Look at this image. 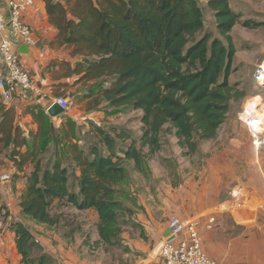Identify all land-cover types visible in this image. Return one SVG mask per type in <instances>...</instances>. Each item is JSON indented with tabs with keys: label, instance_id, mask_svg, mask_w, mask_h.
I'll return each instance as SVG.
<instances>
[{
	"label": "trees",
	"instance_id": "16d2710c",
	"mask_svg": "<svg viewBox=\"0 0 264 264\" xmlns=\"http://www.w3.org/2000/svg\"><path fill=\"white\" fill-rule=\"evenodd\" d=\"M44 2L57 29V42L70 48L77 59L70 71L76 76L74 85L82 87L79 99L86 100L87 110L101 103L114 113L123 108L138 110L141 126L135 137L123 127L90 124V134L81 132L92 141L84 152L73 119L66 117L54 128L39 111L38 129L30 134V146L17 161L22 165L31 157L33 162L19 207L22 214L50 226L58 222L49 212L54 200H64L77 210L93 209L98 234L109 242L119 232L116 206L125 194L120 185L128 177L126 162L147 174V157L161 149L164 132L177 139L183 156H192L202 142L215 137L231 103L245 96L239 83L230 81L235 51L230 31L239 15L228 0H208L217 36L204 30L197 0ZM261 24L243 23L246 27ZM26 144L25 139L15 143L11 157L20 154L16 147ZM50 144L51 159L43 166L39 155ZM72 163L78 176L68 172ZM6 217L1 206L0 219ZM11 228L22 264H49L45 253L36 260L30 257L37 242L26 226L14 222Z\"/></svg>",
	"mask_w": 264,
	"mask_h": 264
},
{
	"label": "crops",
	"instance_id": "0c3cea01",
	"mask_svg": "<svg viewBox=\"0 0 264 264\" xmlns=\"http://www.w3.org/2000/svg\"><path fill=\"white\" fill-rule=\"evenodd\" d=\"M7 1L0 0V14L4 18H7L9 14ZM31 1L32 4L24 11L22 18L32 31L34 43L24 45L20 37L9 26H6L2 37L11 42L17 49L20 63L42 89L45 97L41 99L24 98L16 93L8 103L0 104V207H4V210L7 211V217L0 219V264H22L11 223H22L39 244L43 245L46 240L41 227L44 224L22 214L19 207L20 196L26 183V175L33 169V162H31V157L22 165H18L17 161L22 159L27 145L30 146V134L32 135L38 129L36 118L39 111H43L48 116L54 128H58L66 117L73 119L77 128L86 134H90L88 132L90 124L98 126L106 124L103 122L100 112L96 109L87 110V105L83 111L76 113L68 112L69 109L55 117H50L47 114L46 102L48 99L58 95H67L70 90L80 87L78 84L74 85L76 76L72 75L70 71L77 59L71 56L70 48L57 42V29L48 18L44 0ZM197 2L204 14L203 5L206 6L208 0H197ZM228 2L230 9L239 15L238 22L231 29V31L234 30V38L230 31L235 50L232 60L233 81H238L236 75L240 67L247 66L249 79L253 80L254 87L261 91V94L257 92L245 94L241 101V110L249 103L255 102L252 101L253 99H259L255 103L264 106V83L259 86L253 79L256 66L264 59V0H228ZM210 12L212 13L211 10ZM244 22L262 24L246 27L243 25ZM0 68L5 69L1 54ZM77 90L80 95L82 89ZM249 100L251 102L248 103ZM81 101L87 103L86 100ZM132 111L136 112L138 117L140 116V111ZM125 125L130 128L127 123ZM140 126L141 123L138 119V131L135 137L140 133ZM218 131L219 129L214 137L216 140L221 138L218 136ZM24 139L27 144L16 147L20 154L11 157L14 144H21ZM210 141L212 139L202 142L197 152L189 160L183 159L181 161L180 165L186 172L182 184H179L177 188L182 194L180 198L183 197L184 193L185 203H202L201 207L203 208L214 206L220 210L225 209L226 211L222 210L218 214H212L218 222L219 217L222 218L223 216L231 219H243L252 216L253 210L251 208L249 209L246 205L240 206L237 203H254L252 198L264 202V145L260 157L259 154H254L255 152L252 150L250 155L247 154L246 160L242 161L239 159L238 150L231 146V141L227 143L230 146L227 145L226 148L209 147L207 149L209 145L206 143ZM80 144L83 145L82 142ZM84 149V152H87V147ZM146 151L147 148H144V152ZM171 156L165 157L161 150L149 155L147 157L148 171L146 170L147 174L145 175L133 170L131 168L132 162L127 161L128 177L120 185V188L125 192L123 196L118 197L120 202L157 203L162 195L167 192V190L162 192L159 185L163 183L164 174L173 162ZM67 166H69V174L79 175L74 163ZM4 175L9 177L3 179L2 176ZM68 184H71L70 179ZM165 184L166 186L169 185V190H173L171 184ZM232 185L234 188L236 187L233 197L228 196ZM74 190L78 191L77 181ZM234 198L241 199V202L235 199V203H227L232 202ZM231 208L234 210L236 208L235 211L238 212L235 213L234 217L231 214ZM206 218L207 216L203 219ZM166 228H168L167 224L162 229V240ZM224 236L221 238L214 236L218 240L215 239L213 242L216 246L215 252L212 251L211 244L205 245V252L214 258L218 264H264V230L254 233L234 232L227 237ZM45 249V252L49 253V248L45 246ZM208 252L214 255L212 256Z\"/></svg>",
	"mask_w": 264,
	"mask_h": 264
},
{
	"label": "rangeland",
	"instance_id": "374dc122",
	"mask_svg": "<svg viewBox=\"0 0 264 264\" xmlns=\"http://www.w3.org/2000/svg\"><path fill=\"white\" fill-rule=\"evenodd\" d=\"M203 8L204 30L208 29L212 35H218L210 9L204 5ZM231 32L234 38V30ZM248 71L247 66H241L236 75L238 80L236 82L239 83V87L245 94L254 92L261 94V91L254 87L253 80L249 79ZM230 79V81L234 80V71ZM77 89H82V87L72 89L67 95H63L72 101L68 111L71 113L83 111L86 107L85 101L78 99ZM242 99L240 98L231 103L228 116L219 127L218 136H221V138L218 140L214 138L206 144L209 145L207 149L209 147L226 148L227 145L230 146L227 143L231 141V146L238 150L239 159L245 161L246 157L252 153V150L255 152L254 154H259V157L263 152L262 146L258 149L252 146L248 129L238 118V112L242 111L240 107ZM250 100L248 103L251 102ZM258 100L253 99L252 101L258 102ZM257 109V113H264L263 105L259 104ZM96 110L100 112L103 122H106L103 125L105 128L113 125L119 126L129 129L133 135H136L138 131V116L136 112L123 108L119 112L114 113L113 109L105 103H101ZM126 123L130 128H126ZM77 133L83 138L82 143L86 148L92 142L90 136L85 137L78 129ZM162 140L163 145L160 150L165 157L172 155L173 162L164 174L163 183L159 185L162 192L166 190L167 192L162 195L157 203H117V227L119 232L109 242H106L98 234V218L94 210L81 211L65 203L64 200L53 201L49 212L58 222L54 226L41 225L43 236L46 239L45 243L43 245L35 243L30 257L36 260L41 254L45 253L49 259V264H151L154 257L153 251L162 241V229L166 226L171 215H178L182 218L196 216L203 219L210 214H218L222 210L226 211L214 206L203 208L201 207L202 203H185L186 197H184V193L183 197L180 198L182 194L177 188L179 184H182L183 176L186 172L180 163L183 159L189 160L191 156L182 155V150L177 146L173 135L164 132ZM52 149L53 145L50 144L47 151L40 155L43 166L51 159ZM63 162L67 163V160L63 159ZM72 181H74V177H72ZM164 182L171 184L173 190H169V185L166 186ZM232 186L230 190H233V193L231 191L228 193V196L231 197L234 196V189L236 188H234V185ZM73 187L74 185L72 184L71 188ZM237 198L227 203H235ZM240 200L237 201L241 202ZM252 201L254 203H237L240 206L246 205L249 209L251 208L253 210L252 216L250 215L243 219L219 217L218 225L214 229H200L202 245L205 251V245L211 244V249L215 252L216 246L213 242L217 238L214 236L221 238V236L225 235L227 237V235L234 234V232L254 233L264 230V202L258 201L256 198H252ZM235 210L231 208L233 217L235 213H238ZM45 246L49 248V253L45 252ZM140 247L142 248L140 249ZM210 254L214 255L213 253Z\"/></svg>",
	"mask_w": 264,
	"mask_h": 264
},
{
	"label": "built area",
	"instance_id": "2783aa9c",
	"mask_svg": "<svg viewBox=\"0 0 264 264\" xmlns=\"http://www.w3.org/2000/svg\"><path fill=\"white\" fill-rule=\"evenodd\" d=\"M32 4L31 0H8L9 14L4 18L0 14V54L3 58L5 69L0 68V104L8 103L14 94L22 97L43 98L42 89L32 79L19 59V52L7 39L2 37L6 26L16 33L24 45L34 43L30 27L23 21V13ZM264 59L256 66L253 79L260 85L264 83ZM45 99V98H44ZM56 102L65 111L69 110L72 101L67 97L58 95L51 97L46 102V109ZM258 105L251 102L239 113L238 118L247 127L251 144L258 149L264 145V113H257ZM9 176H2L7 179ZM218 225L215 216L201 219L193 216L182 218L171 215L167 227L172 233V238L163 239L153 251L152 264H218L203 248L200 229L212 230Z\"/></svg>",
	"mask_w": 264,
	"mask_h": 264
},
{
	"label": "water",
	"instance_id": "95a60500",
	"mask_svg": "<svg viewBox=\"0 0 264 264\" xmlns=\"http://www.w3.org/2000/svg\"><path fill=\"white\" fill-rule=\"evenodd\" d=\"M65 110L63 108H61L56 102H53L48 108H47V114L50 116V117H55V116H58L62 113H64ZM172 233L170 231L169 228H166L164 230V239L165 240H168L170 238H172Z\"/></svg>",
	"mask_w": 264,
	"mask_h": 264
},
{
	"label": "bare ground",
	"instance_id": "6f19581e",
	"mask_svg": "<svg viewBox=\"0 0 264 264\" xmlns=\"http://www.w3.org/2000/svg\"><path fill=\"white\" fill-rule=\"evenodd\" d=\"M263 77H264V75L262 76V80H264V78H263Z\"/></svg>",
	"mask_w": 264,
	"mask_h": 264
}]
</instances>
